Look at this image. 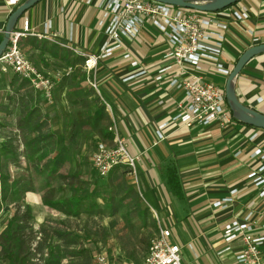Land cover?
<instances>
[{
    "label": "crops",
    "instance_id": "0c3cea01",
    "mask_svg": "<svg viewBox=\"0 0 264 264\" xmlns=\"http://www.w3.org/2000/svg\"><path fill=\"white\" fill-rule=\"evenodd\" d=\"M24 1L20 0L17 6ZM250 2V6L242 0L229 6L242 5L249 10L246 20L235 22L228 19L223 61L230 70L245 50L264 43V0ZM17 6L9 7L0 1V41L7 19ZM96 11L78 0H40L22 14L13 30L20 29L24 17L29 19L31 28L36 32H41L43 23L50 20L52 31L58 33L56 39L59 42L97 55L106 38L101 30H97ZM39 17L41 19L38 21ZM75 24L78 26L76 29ZM89 27H92L91 32ZM248 28L254 30L258 39L256 42H252L251 36L246 33ZM25 38L29 42L36 37L28 35L21 38L19 49L40 72H64L68 66L73 69L71 73L77 67L84 71V59L62 47L60 58L48 53L41 54L33 46L34 43L25 53L20 46ZM124 42L126 48L144 65L146 74L124 81V76L133 69L122 60V51H117L97 61L94 77L100 100L110 106L118 135L125 139L130 153L139 158L137 184L129 175L127 181L136 191V209H147L148 215L144 222L137 217V213L127 217L129 212L125 207L112 215L107 212L104 220H101L108 233L106 247L116 248V255L119 256L116 258L126 260L124 264H140L151 238L159 227H163L170 230V241L180 247L183 264H235V251L218 255L225 246L221 240V229L225 222L241 220L250 211H253L252 220L258 223L261 220L264 199L258 198L260 188L255 187L247 176L264 164V161L252 156L255 149L264 148V130L237 121L225 128L216 124L186 128L170 121V117L176 113V104L185 99L182 90L169 87L171 74L159 82L153 79L157 67L165 63L162 55L168 48L166 40L145 26L140 38ZM64 50L70 51L78 61L65 63ZM6 74H0L1 85ZM213 74L216 73H207L208 82ZM234 90L243 105L264 114V52L244 64L235 80ZM108 116L111 120L109 113ZM162 122L168 123L161 130L163 138L157 140L154 131ZM254 133L256 137L251 138ZM170 167L179 178L181 197L173 195L168 188L166 170ZM258 175L264 179V170ZM233 190L235 193L232 194ZM226 197H230L231 201L225 208L213 205ZM126 200V204L130 202V199ZM133 230L139 234L137 238L127 241L113 238L115 232L125 234ZM235 247L238 248L237 243ZM137 249L141 250L142 256L136 255ZM105 258L108 264V258Z\"/></svg>",
    "mask_w": 264,
    "mask_h": 264
},
{
    "label": "built area",
    "instance_id": "2783aa9c",
    "mask_svg": "<svg viewBox=\"0 0 264 264\" xmlns=\"http://www.w3.org/2000/svg\"><path fill=\"white\" fill-rule=\"evenodd\" d=\"M7 6H17L20 0H0ZM89 7L96 9V27L105 35V40L97 55L88 54L70 47L69 43L59 42L58 33L52 31L50 20L43 23L41 32L34 31L27 17L21 19L20 29L12 30L7 46L0 55V74L11 72L27 81L35 91L41 92L46 101L53 99V87L62 77L73 70L68 66L64 72L53 74L40 72L20 51L19 40L33 36L47 40L62 48L71 50L84 59L83 70L87 74L88 84L98 96L97 81L94 77L97 61L122 51L121 58L133 69L124 76L127 81L146 74V68L134 54L126 48L124 41L133 42L140 38L143 27L148 26L166 40L168 48L162 55L165 62L157 67L153 76L159 82L171 74L169 87L180 89L185 101L176 104V113L170 121L186 128L207 127L216 124L220 128L231 125L233 118L225 101L224 90L206 80L209 71L227 76L230 69L223 61L224 43L228 31V19L240 22L249 18V10L242 5L229 7L217 12H200L194 9L176 7L154 0H82ZM246 33L252 42L258 39L254 30L248 28ZM68 40H71L69 32ZM260 99V98H259ZM104 103L110 115L108 132L110 141H98L91 154L90 161L95 172L106 176L114 167L125 166L134 184H137L138 156L130 153L124 138L116 131L115 120L110 106ZM168 122H162L154 131L156 139H162L161 130ZM254 133L251 138H255ZM252 156L264 161V148H257ZM264 170V164L257 171L248 174L255 187H259L258 198L264 199V179L258 175ZM235 193V190L231 192ZM230 197L214 202L215 207L225 208ZM253 211L241 220L232 219L225 222L221 229V240L225 246L218 252L222 255L234 252L235 264H264V213L258 223L252 220ZM170 230L159 227L151 238L147 251L140 264H183L180 247L170 241ZM238 244V248L235 247ZM97 264H106L104 255L97 257Z\"/></svg>",
    "mask_w": 264,
    "mask_h": 264
},
{
    "label": "trees",
    "instance_id": "16d2710c",
    "mask_svg": "<svg viewBox=\"0 0 264 264\" xmlns=\"http://www.w3.org/2000/svg\"><path fill=\"white\" fill-rule=\"evenodd\" d=\"M21 42H24L20 46L25 53L34 43L33 46L41 54L48 53L60 58L62 49L54 43L36 38H32L29 42L25 38ZM64 51L65 63L70 64L78 61V58L76 59L70 51ZM74 73L75 71L71 75L63 77L58 83L69 84L72 89H76L74 91L78 96L74 98L73 103L79 106L85 103L89 108L85 109L84 113L78 114L79 119L78 123H75V128L77 129L79 125L80 127L84 125L96 128L99 124L105 123L106 129L102 132L99 140L110 141L112 134L107 130L110 119L104 104L95 90L88 84L85 74L78 82L71 81ZM8 76H10L9 88L14 89L13 96H8V99L17 107L15 108L17 113L14 122H12L13 113L8 110L7 106L0 105V201L9 204L11 208L5 227L0 232V261H4L6 264H26V261L34 256V252L30 248L36 234L32 225V209L29 205L21 207L18 204L25 193L34 191L33 184L30 179L19 182V179L12 178L10 172L11 166L18 167L16 165L19 159L16 145L18 136L25 146H31L35 152H41L44 148L45 151L43 152L49 153V156L40 155L34 164L35 176L43 180L37 191L43 206L72 219L85 214L88 218V224L85 228L96 233L97 227H100L105 232L106 238H108V233H106L99 218L105 216L107 212L112 215L125 207L129 212L126 214L127 217L137 213V217L142 218L145 222L148 210L136 209V191L127 181L128 170L126 167L123 165L116 166L106 176L101 177L95 172L91 161H89L91 170L95 175H91L92 172L88 174L80 171L78 166L76 167L79 164L74 158L73 149H71V144L76 142V136L73 132L70 133V137L66 135V131L64 134H59L58 131L51 130L47 116L39 107V103L50 104L53 100L51 102L46 101L41 92L35 91L26 80L18 75L8 72L4 79L6 80ZM78 87L84 88L86 92L83 94L77 92L79 91ZM89 92L93 98L87 104ZM75 93L74 95H76ZM68 137H70L69 140ZM95 145L96 143L90 151V156ZM55 180L60 181L58 186L54 185ZM166 182L170 192L181 197L179 178L176 171L171 167L166 170ZM126 199H130L127 204ZM56 224L51 227L48 226L47 221H44L39 227L41 237L35 249L39 251L43 248L41 245H45L50 253L44 264H61L64 258L79 256L76 251L65 252L68 247L76 244V239L78 240L79 237L73 234L68 229L69 227H61V225H65L64 223ZM47 231H50L51 235L46 236ZM54 247L57 249L56 252ZM89 260L92 262L90 256Z\"/></svg>",
    "mask_w": 264,
    "mask_h": 264
},
{
    "label": "rangeland",
    "instance_id": "374dc122",
    "mask_svg": "<svg viewBox=\"0 0 264 264\" xmlns=\"http://www.w3.org/2000/svg\"><path fill=\"white\" fill-rule=\"evenodd\" d=\"M244 3H248L247 5L250 6V0H242ZM78 2L82 3V0H78ZM41 19V17L38 18V21ZM78 26L75 24V29ZM96 28V27H95ZM92 27H89V32H91ZM94 29V28H93ZM95 30V29H94ZM98 30V28H97ZM97 32V31H96ZM58 67H61L58 66ZM72 74V73H71ZM70 74V75H71ZM84 71H81L80 68H76L74 76L72 77L71 81L78 82ZM212 80H209L210 82L214 83L215 85L219 86L223 89L224 83H225V76L219 75V74H213L210 76ZM75 78V79H74ZM2 85L0 84V105H5L8 107V110H10L13 115L11 116V121L14 122L16 118L17 108L14 103H11L8 99V96H13L14 89L9 88V80L10 76L5 80ZM59 82V81H58ZM55 82L53 87V102L50 104H43L39 103V107L44 113L45 116H47L50 124L51 130L58 131L59 134H64L66 131V135L70 136V133H74L76 136L75 141L71 144L73 149V155L76 159V162L79 165L78 169L80 171H83L84 173H88L91 175H95L94 172L91 170L89 161H90V151L93 148L94 144L100 141L102 132L106 129V124L101 123L96 128H91L82 125L78 126L76 129L75 123H78V114L80 112L84 113L85 109H89L85 103H82L81 106L76 105L73 103V100L76 96H78L77 93H75L76 89H72L69 84H63ZM79 88V87H78ZM76 95H74V93ZM82 94L85 91V89L79 88V91ZM73 94V95H72ZM88 98L86 103L89 104L92 100L91 92L88 93ZM74 125V126H72ZM72 126V127H70ZM57 133V134H58ZM68 137V140L70 139ZM17 149H18V160L16 166L10 167V172L12 175V178L19 179V182H23L24 180L30 179L34 191L33 192H27L23 195V198L18 201V204L21 205V207H24L25 205H29L32 209L33 219H32V225L33 229L36 232L35 239L31 243V250L34 252V256L30 258L29 261H26V264H44L46 261V258L49 256V249L46 248L45 245H41L43 247L41 250L37 251L35 249L37 242L40 241L41 234L39 233V227L40 224L44 221H47L48 226H55L56 223L60 225V223H64L65 225H61V227H65L71 230L73 234L79 237V239H76V244L73 246H70L66 249V253L76 251L79 256L76 258H64V260L61 262V264H97V257L101 254H104L108 258V264H124V262H127L126 260L119 261V257L116 255L115 249H110L106 247V234L103 232L100 227H97L96 233L90 232L85 227L87 226V216L85 214H81L79 217L72 219L64 217L59 212H56L54 210H51L45 206H43L40 202L38 189L41 186L43 180L41 178H37L34 174V164L40 157V155H48L49 153H44L45 149L43 148L41 152H35V149L31 146H25L22 142L20 136H18L17 139ZM49 156V155H48ZM131 178V177H130ZM132 179V178H131ZM60 184L59 180L54 181V185L58 186ZM126 184V181H125ZM136 187V185H135ZM101 208V207H100ZM103 210V208H102ZM11 213V208L9 204H5L0 201V232L5 227L6 221L9 218ZM99 220H104V216L100 217ZM57 225V224H56ZM120 228V227H118ZM48 233L46 236L51 235L50 231H47ZM45 235V234H44ZM43 235V236H44ZM114 240L119 241L124 238L126 241L127 239H133V237L139 236L137 231L133 230L130 233H117L114 234ZM50 239V238H49ZM115 241V242H116ZM55 252L57 251L56 247H54ZM183 249V253H184ZM141 250H136V255L142 256ZM62 252V251H61ZM64 252V251H63ZM89 256L92 259V262L89 260ZM0 264H6L4 261H0Z\"/></svg>",
    "mask_w": 264,
    "mask_h": 264
},
{
    "label": "water",
    "instance_id": "95a60500",
    "mask_svg": "<svg viewBox=\"0 0 264 264\" xmlns=\"http://www.w3.org/2000/svg\"><path fill=\"white\" fill-rule=\"evenodd\" d=\"M40 0H25L9 15L3 37L0 41V55L5 50L9 35L13 30L16 21L26 12L29 8L37 4ZM157 2L169 4L176 7H183L194 9L200 12H217L223 10L240 0H154ZM264 52V43L254 45L245 50L237 59L235 66L227 75L224 84V96L226 104L233 116V118L248 126L264 130V114H261L248 106L243 105L236 97L234 84L235 80L244 66V64L257 54Z\"/></svg>",
    "mask_w": 264,
    "mask_h": 264
}]
</instances>
